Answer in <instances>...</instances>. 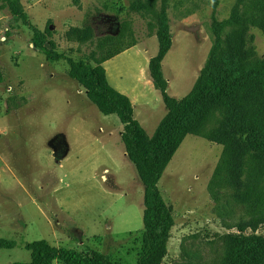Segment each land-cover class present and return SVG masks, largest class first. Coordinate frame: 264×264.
<instances>
[{
  "label": "rangeland",
  "instance_id": "1",
  "mask_svg": "<svg viewBox=\"0 0 264 264\" xmlns=\"http://www.w3.org/2000/svg\"><path fill=\"white\" fill-rule=\"evenodd\" d=\"M150 1L151 11L140 9ZM239 1L19 0L27 25L0 0V240L14 242L0 250V264L30 263L25 245L40 240L99 252L111 264H136L144 186L125 155L118 118L87 100L69 77L67 59L94 64L97 40L129 23L132 38L103 68L151 137L167 112L148 77L158 52L153 13L163 2L172 46L162 72L168 95L181 99L205 64L212 22L227 18ZM32 27L50 28L57 60L34 47ZM72 27H87L92 37L69 40ZM247 40L263 57V32L251 28ZM222 149L188 135L165 169L158 188L174 224L162 264H221L225 237L240 224L254 225L247 234L264 235V210L242 204L226 176L216 173Z\"/></svg>",
  "mask_w": 264,
  "mask_h": 264
},
{
  "label": "trees",
  "instance_id": "2",
  "mask_svg": "<svg viewBox=\"0 0 264 264\" xmlns=\"http://www.w3.org/2000/svg\"><path fill=\"white\" fill-rule=\"evenodd\" d=\"M4 2L11 14L26 22L19 0ZM152 2L140 9L151 11ZM153 17L158 20L155 28L158 52L149 60L148 77L167 112L151 137L134 119L130 99L109 84L103 68V63L123 51L125 38H132L129 23H121L118 35L97 40L96 49L90 53L94 64L67 59L69 77L84 88L87 100L100 114L118 118L125 155L144 186L136 264H162L166 256L174 219L158 183L188 135L222 146L216 173L226 176V182L242 204L253 211L264 210V56H258L247 40L251 28L264 34V0H241L227 18L212 22V46L205 64L191 91L181 99L168 95V83L162 72V61L172 46L163 2ZM31 29L34 47L57 60L60 56L49 49L53 48L48 41L50 28ZM67 37L84 42L92 37V31L72 27ZM261 219L264 220V214ZM250 224H240L236 232L226 235L221 264H264V235L245 233L247 228H255ZM13 247L14 242L0 240V250ZM25 249L30 253V263L25 264H111L109 257L99 252L89 254L54 247L46 240L28 243Z\"/></svg>",
  "mask_w": 264,
  "mask_h": 264
},
{
  "label": "crops",
  "instance_id": "3",
  "mask_svg": "<svg viewBox=\"0 0 264 264\" xmlns=\"http://www.w3.org/2000/svg\"><path fill=\"white\" fill-rule=\"evenodd\" d=\"M152 85H153V84H152ZM165 115H166V114H165ZM165 115H164V116H165ZM164 116H163V117H164ZM61 159H62V158H61ZM55 264H56V263H55Z\"/></svg>",
  "mask_w": 264,
  "mask_h": 264
}]
</instances>
